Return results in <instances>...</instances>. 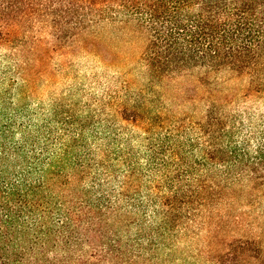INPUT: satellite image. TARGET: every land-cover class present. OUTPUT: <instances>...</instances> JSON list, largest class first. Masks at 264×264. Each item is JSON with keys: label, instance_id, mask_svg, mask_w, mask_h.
Instances as JSON below:
<instances>
[{"label": "trees", "instance_id": "trees-1", "mask_svg": "<svg viewBox=\"0 0 264 264\" xmlns=\"http://www.w3.org/2000/svg\"><path fill=\"white\" fill-rule=\"evenodd\" d=\"M109 25L144 37L139 80L36 95L37 45L103 62ZM189 76L201 94L171 99ZM253 97L264 0H0V264H264Z\"/></svg>", "mask_w": 264, "mask_h": 264}, {"label": "rangeland", "instance_id": "rangeland-1", "mask_svg": "<svg viewBox=\"0 0 264 264\" xmlns=\"http://www.w3.org/2000/svg\"><path fill=\"white\" fill-rule=\"evenodd\" d=\"M99 36H102L104 42L102 48H107L110 52L103 62L98 57L93 55H84V52L78 53L75 50L58 51L50 53L46 49V44H39L36 46L35 55H30L31 69L27 72L31 74L28 78H37L36 81V95L48 99L51 94H61L66 87L69 80L72 82L78 81V84L84 83V78H98L103 83L112 81H130L136 82L139 80L137 71L134 69L135 63L140 57L143 48L145 47V39L142 34H138L133 28L120 29L118 26H105L99 30ZM103 54V52H102ZM104 55V54H103ZM34 60V61H33ZM195 77H184L179 79L177 83H171L168 89V94L171 99L178 98L182 101L188 96L200 95V90L195 88ZM219 78H239L232 74H222ZM96 91L99 87L95 85ZM230 86L227 90L231 94H236L242 90L244 86L241 84H227ZM251 104L255 108H263L262 102L257 101L253 97ZM188 105V106H187ZM185 105L182 111L196 110L200 112L202 107L196 102Z\"/></svg>", "mask_w": 264, "mask_h": 264}]
</instances>
